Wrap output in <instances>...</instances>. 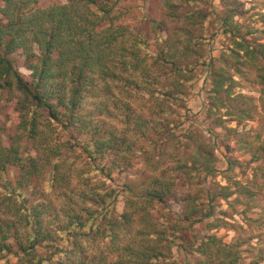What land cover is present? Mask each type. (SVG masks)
Segmentation results:
<instances>
[{
    "label": "trees",
    "instance_id": "1",
    "mask_svg": "<svg viewBox=\"0 0 264 264\" xmlns=\"http://www.w3.org/2000/svg\"><path fill=\"white\" fill-rule=\"evenodd\" d=\"M40 1L0 0V93L16 101L18 119L10 145L0 143V264H177L174 248L197 224L230 225L217 217L219 199L235 207L234 195L255 197L241 182L204 189L217 173L230 181L232 168L219 172L216 152L179 112L202 78L197 67L208 63L209 15L195 7L200 0H160L164 18L133 31L119 14L131 0ZM238 13L219 16L233 42L223 60L264 79V14L263 28L243 32ZM224 71L213 68L217 99L228 113L251 117L220 98H241ZM223 123L212 120V129ZM25 141L33 153H24ZM140 157L149 175L115 186ZM197 241L200 264H241L243 242Z\"/></svg>",
    "mask_w": 264,
    "mask_h": 264
},
{
    "label": "rangeland",
    "instance_id": "2",
    "mask_svg": "<svg viewBox=\"0 0 264 264\" xmlns=\"http://www.w3.org/2000/svg\"><path fill=\"white\" fill-rule=\"evenodd\" d=\"M53 3H66V0L40 1V5L45 7ZM162 5L160 0L124 2L119 8L121 22L129 25L133 31L148 30L153 25L150 23L152 19L164 18ZM194 5L209 15L205 27L213 37L208 50L207 65L197 67V73L202 74V78L199 82L194 81L189 85V95L184 98V102H181L182 108H179V112L188 113L187 124H193L216 152L219 158L217 161L219 172L232 168L229 173L230 181L217 173L204 183V189L215 191L220 189L219 184L230 185L234 190L235 182H241L255 192V197L236 194L231 200L241 201L237 202L235 207L231 206L229 201L219 199L216 202L217 217L227 220L230 225L214 227L212 226L214 218L197 224L187 234L185 240L187 244L183 242L175 246L173 254L177 264H200L204 257L196 255L192 246L197 245V240L216 235L226 244L244 243L239 248L241 264H264V79L259 78L253 70L243 69L242 73L238 74L236 69L232 68L231 59L224 61L226 59L223 55L229 53L233 42L231 36L223 32V24L219 19V16L227 14L230 7L238 8L239 13L235 19L244 26L243 32H247L248 27L263 28V20L260 16L264 14V0H200ZM249 38L254 37L252 35ZM258 40L264 43V38L258 37ZM155 46L150 52L154 55L157 51ZM14 60L21 72L29 76L30 71L26 68L24 55L18 53L14 56ZM213 68H225V75L229 74L238 82L234 92L236 97H241L240 99L236 100L235 97L234 103L232 100L234 98L229 99L226 92L220 94V98L228 103H239L242 108L250 109L251 117L243 118L238 112L228 113L227 106L217 99L214 91ZM262 72L264 73V61ZM15 106L16 101L10 100L7 90L0 93V143L5 146H9L12 138L17 134L18 119L14 114ZM218 118L224 120L223 125L212 129V120ZM145 147L150 153L154 150V144L151 142H145ZM23 151L26 154L33 153L29 141L24 142ZM231 162L234 163L232 167ZM12 174H16V169ZM147 175H149L148 167L144 157H140L132 169L117 174L115 186L131 180L142 181ZM125 207V197L121 195L117 205L118 212L122 214ZM179 208L178 205H173L175 212H178Z\"/></svg>",
    "mask_w": 264,
    "mask_h": 264
}]
</instances>
